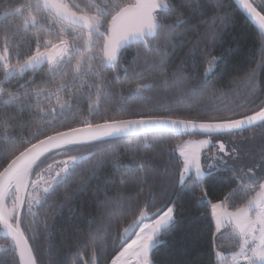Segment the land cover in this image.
I'll use <instances>...</instances> for the list:
<instances>
[{"label":"snow or ice","instance_id":"6c2138e0","mask_svg":"<svg viewBox=\"0 0 264 264\" xmlns=\"http://www.w3.org/2000/svg\"><path fill=\"white\" fill-rule=\"evenodd\" d=\"M3 6L0 264H43L35 242L71 221L76 203L80 216L62 238L78 249L71 264H163L164 237L172 252L196 250L185 264H264V0ZM238 22L257 30L261 57L242 76L223 48ZM148 72L150 83L131 88ZM178 136L202 138L169 147ZM176 151L175 169H161ZM185 204L210 208L206 252L201 234L185 229Z\"/></svg>","mask_w":264,"mask_h":264},{"label":"trees","instance_id":"16d2710c","mask_svg":"<svg viewBox=\"0 0 264 264\" xmlns=\"http://www.w3.org/2000/svg\"><path fill=\"white\" fill-rule=\"evenodd\" d=\"M24 0H12L13 6H18L19 4L23 3ZM74 3H81V0H73ZM4 5V0H0V23H5L4 20V12L6 11V7ZM231 35L227 38L226 42L223 45L224 49H231V68H232V74L233 75H239L242 76L246 70H250L251 68H257L260 62V45L258 43V33L257 30L254 29V27L251 24L248 23H237L236 27L231 29ZM223 49H218L217 52L222 51ZM134 49L129 51L127 54L126 59L130 60ZM143 56V53H142ZM74 63V62H73ZM140 68H137V71H139ZM173 70L172 67L168 69L169 72ZM190 70V69H189ZM2 75V73H0ZM121 76H123V73H120ZM153 73L148 72L142 79L135 80L133 79V82L131 83V88H135L137 83H150L151 77ZM129 76L131 77V73H129ZM39 77H37V80L39 82ZM60 81L58 80L57 83ZM264 83V73L258 74L257 77V86H260V84ZM233 87H236L239 89V92L243 94L247 91V86L243 81H240L239 84L233 85ZM157 90L153 89L149 92H144L143 95L145 96H154L156 95ZM55 99V97L53 98ZM61 99H66V94H61ZM93 99L95 97L93 96ZM163 102V101H162ZM219 100H213L212 103H219ZM113 101L109 102V105L113 104ZM83 108L85 111L88 108V102L85 101L83 104ZM104 109L101 110V115H103ZM177 115L180 116H187L188 113H177ZM3 129L0 128V135H3ZM181 138L183 137H171L168 139L167 144L169 147H174L176 143H178ZM123 151V150H122ZM179 157L178 151H176L173 154V159L169 161L168 156L166 155L165 158L160 162V167L163 169L165 166H167L170 171L175 169L177 158ZM122 163H128V160H123ZM232 187H235L233 184ZM228 189H225L224 191H227ZM224 193L220 192L218 195L222 196ZM211 199V197H209ZM239 200L237 201V204H239ZM75 208V217L68 221L65 219V222L63 224L59 225L60 231H57L54 236L51 237V239H40L36 241V246L40 250L41 253V259L43 264H55L57 260H62L65 262V264H71V257L74 255L78 249L76 247L69 248L66 243L62 244V238L65 235L64 229H67L69 233L72 231V225L77 222V218L80 216V204L76 203L72 206ZM85 212L88 211L87 207L85 206L84 209ZM70 210L66 208L62 215L67 218L69 216ZM185 217L188 221V223L185 224V229L191 228L194 231H198L201 236L204 238V250L206 252V249L210 247L211 242V232L214 230V225L210 226V220H211V214H210V208L205 207H192L189 204H185ZM31 218L29 217L28 220ZM43 219V216H41V220ZM163 243L158 246V250L155 253L156 257L163 262V264H185L186 260H190L193 255H195L194 249L190 250L189 252L181 253L180 251L172 252V244L173 240L169 239L167 237L163 238ZM221 244L225 248H230L231 241L227 238V233L220 238ZM0 259L7 258V253L5 252L4 248L7 246V241L4 237L0 236ZM51 257V260H50ZM205 255V259H206Z\"/></svg>","mask_w":264,"mask_h":264},{"label":"rangeland","instance_id":"374dc122","mask_svg":"<svg viewBox=\"0 0 264 264\" xmlns=\"http://www.w3.org/2000/svg\"><path fill=\"white\" fill-rule=\"evenodd\" d=\"M244 135H245L246 137H248V136H251L252 133H251V132H246ZM201 138H202V137H199V136H197V137H183V138H181V140H183V139H201ZM260 138H261V133H260V130L257 129V130L255 131V139H256V142H257V143H259ZM181 140H180V141H181ZM180 141H179V142H180ZM179 142H178V143H179ZM131 264H134V261H132Z\"/></svg>","mask_w":264,"mask_h":264},{"label":"water","instance_id":"95a60500","mask_svg":"<svg viewBox=\"0 0 264 264\" xmlns=\"http://www.w3.org/2000/svg\"><path fill=\"white\" fill-rule=\"evenodd\" d=\"M257 27H258V25H257Z\"/></svg>","mask_w":264,"mask_h":264}]
</instances>
